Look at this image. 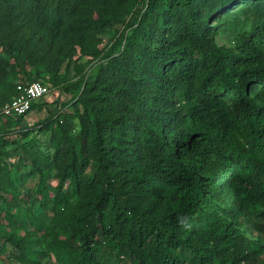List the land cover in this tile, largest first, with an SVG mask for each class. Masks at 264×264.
Returning a JSON list of instances; mask_svg holds the SVG:
<instances>
[{
	"label": "trees",
	"instance_id": "1",
	"mask_svg": "<svg viewBox=\"0 0 264 264\" xmlns=\"http://www.w3.org/2000/svg\"><path fill=\"white\" fill-rule=\"evenodd\" d=\"M128 1L29 0L20 12L0 0V109L18 95V84H47L37 79L41 70L52 85L64 83V93L76 88L82 108L74 138L57 122L65 151L51 160L61 164V180L93 167L84 184V220L69 232L72 264H264V245L246 235H264V66L241 69L238 57L213 44L209 26L248 2L253 9L229 14L226 27L248 45L247 54L264 58V0H144L119 50L99 60L91 80L66 84L62 61L75 45L92 50L114 9ZM97 2L110 7L87 13ZM30 70L36 79L15 82ZM41 99L26 113L43 109ZM35 128L18 132L27 136ZM182 156L196 157L204 176ZM9 174L0 157V190L12 185ZM200 183L226 218L181 225L184 202L158 191L186 185L202 195ZM232 224L241 231L232 234Z\"/></svg>",
	"mask_w": 264,
	"mask_h": 264
},
{
	"label": "rangeland",
	"instance_id": "2",
	"mask_svg": "<svg viewBox=\"0 0 264 264\" xmlns=\"http://www.w3.org/2000/svg\"><path fill=\"white\" fill-rule=\"evenodd\" d=\"M11 1L20 12L29 4V0ZM143 4L144 0H129L124 6L115 9V6H112L114 9L112 25L105 32L95 35L94 48L84 51L75 45L74 51H71L70 56L60 64L59 73L65 74L66 84L92 79L99 60L108 52L119 50L122 33ZM104 5L110 7L107 2L93 3L88 7L87 13L97 16L98 10ZM248 6V2L234 5L211 20L209 26L212 30L213 44L238 57L237 66L241 69L250 70L264 66V58L247 54L248 45L233 38L225 21L229 14L240 15ZM252 9L253 6L248 8V10ZM28 20L34 22L35 19L28 15ZM129 31L130 29L125 30V34ZM0 55L3 56L1 49ZM29 72V75H16L15 82L23 83L36 79L32 70ZM198 73L199 78H202L204 73L202 71ZM49 77L48 72L41 70L37 78L47 82L50 87V92L40 101L46 104L43 109L31 110L17 120L2 123L0 157L7 165L13 182L7 189L0 190V236H2L0 243L4 248L0 252V264H72V257L68 253L72 243L69 232L71 233V229L84 220L81 215L87 211L83 194L87 177L93 173L91 162L78 171L76 178L65 180H61L62 173L59 166L61 164L51 163L54 152L65 151L63 141L58 140L57 122L66 128V134L70 138H74L79 133L78 114L82 112V108L77 104V98L75 99L77 90L72 87L71 93L66 94L61 89L64 83L56 82L52 85L48 81ZM249 89L250 95H253L255 88L249 87ZM30 127L37 128L27 136L18 132ZM5 132L10 133L5 134ZM30 154L39 161L41 170L35 169ZM181 160H189L193 166H196L194 171L199 176H204L202 171L198 170L199 162L196 157L182 156ZM200 181H204L203 177ZM200 185L204 193L202 195H196L194 189L186 185L182 190L158 191V194L166 193L167 196L172 193L174 199L180 198L182 203L184 202L186 212L182 216L181 225L190 220L201 223L200 219H202L209 224L221 222L226 218L224 206L208 192V188L203 183ZM232 228V234L241 231L236 224H232ZM246 235L264 245V235L259 237L250 233ZM124 264H129V259H126Z\"/></svg>",
	"mask_w": 264,
	"mask_h": 264
},
{
	"label": "built area",
	"instance_id": "3",
	"mask_svg": "<svg viewBox=\"0 0 264 264\" xmlns=\"http://www.w3.org/2000/svg\"><path fill=\"white\" fill-rule=\"evenodd\" d=\"M18 95L0 109V124L7 117H18L26 114L32 102L45 97L50 87L40 81L17 85Z\"/></svg>",
	"mask_w": 264,
	"mask_h": 264
}]
</instances>
